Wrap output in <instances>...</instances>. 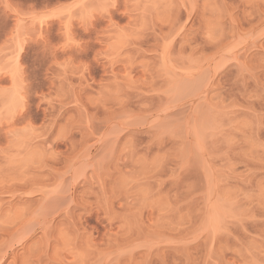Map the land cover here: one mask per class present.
Returning <instances> with one entry per match:
<instances>
[{"label":"rangeland","instance_id":"rangeland-1","mask_svg":"<svg viewBox=\"0 0 264 264\" xmlns=\"http://www.w3.org/2000/svg\"><path fill=\"white\" fill-rule=\"evenodd\" d=\"M0 264H264V0H0Z\"/></svg>","mask_w":264,"mask_h":264}]
</instances>
